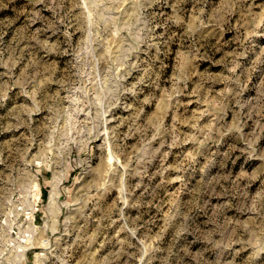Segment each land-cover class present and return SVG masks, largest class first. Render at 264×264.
<instances>
[{"label":"rangeland","instance_id":"1","mask_svg":"<svg viewBox=\"0 0 264 264\" xmlns=\"http://www.w3.org/2000/svg\"><path fill=\"white\" fill-rule=\"evenodd\" d=\"M0 264H264V0H0Z\"/></svg>","mask_w":264,"mask_h":264},{"label":"bare ground","instance_id":"2","mask_svg":"<svg viewBox=\"0 0 264 264\" xmlns=\"http://www.w3.org/2000/svg\"><path fill=\"white\" fill-rule=\"evenodd\" d=\"M60 181H61V180H60ZM34 186L38 189V184H37V183H36ZM53 189H54V188H53ZM52 191H53V190H52ZM57 192H58V191H57ZM51 193H52V192H51ZM54 194H55V193H54ZM51 196H52V195H51ZM51 196H50V198H52ZM54 197H55V196H54ZM55 198H56V197H55ZM55 198H54V199H55ZM36 199H38V197H37ZM52 200H53V199H52ZM51 202H52V201H51ZM53 202H54V201H53Z\"/></svg>","mask_w":264,"mask_h":264}]
</instances>
